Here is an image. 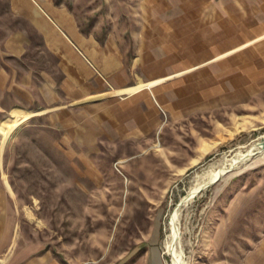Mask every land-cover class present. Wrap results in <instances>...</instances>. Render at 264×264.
<instances>
[{
    "label": "rangeland",
    "instance_id": "rangeland-1",
    "mask_svg": "<svg viewBox=\"0 0 264 264\" xmlns=\"http://www.w3.org/2000/svg\"><path fill=\"white\" fill-rule=\"evenodd\" d=\"M172 1L0 0V264L31 245L68 264H125L156 245L172 264L177 209L181 264H264V102L114 144L92 109L68 105L56 37L35 15L63 12L86 37L133 49L146 16Z\"/></svg>",
    "mask_w": 264,
    "mask_h": 264
},
{
    "label": "crops",
    "instance_id": "crops-1",
    "mask_svg": "<svg viewBox=\"0 0 264 264\" xmlns=\"http://www.w3.org/2000/svg\"><path fill=\"white\" fill-rule=\"evenodd\" d=\"M153 11L134 32L133 49L117 36L103 43L86 37L63 12L46 10L44 18L35 12L56 37L68 105H80V113L92 109L114 144L168 134L182 119L264 102V0H173ZM8 264L68 263L31 245ZM125 264L164 262L150 245Z\"/></svg>",
    "mask_w": 264,
    "mask_h": 264
},
{
    "label": "bare ground",
    "instance_id": "bare-ground-1",
    "mask_svg": "<svg viewBox=\"0 0 264 264\" xmlns=\"http://www.w3.org/2000/svg\"><path fill=\"white\" fill-rule=\"evenodd\" d=\"M28 111V110H27ZM26 118H28L27 116L19 119L18 121H16L15 123H12L11 126H18L21 122H23ZM0 130H3L2 129V126L0 125ZM12 134V133H11ZM10 135V134H9ZM260 139V138H259ZM260 144L264 145V141L260 142ZM250 153V151H248L246 154H240V156H237V157H233L232 158V161H231V164H234L236 163L240 158L244 157V156H247L248 154ZM252 153V152H251ZM230 165V164H229ZM226 167H220V169H216L212 174H210V180L209 182H213L214 179L220 175V173L222 174L223 170H225ZM225 173V172H224ZM204 174V173H203ZM205 175V174H204ZM218 178V177H217ZM199 180V179H198ZM204 183V182H203ZM205 184H198L196 185L195 187L193 188H190V190L187 192V194L185 196H183L180 200V202L178 203L177 207H180L181 205H184L186 202H188L195 194L197 191H199L198 189L199 188H202L204 187ZM181 208V207H180ZM178 210V209H177ZM177 210L174 211V214L172 215V217L170 218V229H171V235H172V243L170 244V251L171 253L173 254V261H172V264H181V261L179 259V257H177V255H174V251L176 250L175 248V241L177 240L176 238L177 235H178V232H179V228H178V225H177ZM35 219V218H34ZM179 242V241H178ZM168 244V243H167ZM179 256V255H178ZM181 258V256H180Z\"/></svg>",
    "mask_w": 264,
    "mask_h": 264
}]
</instances>
